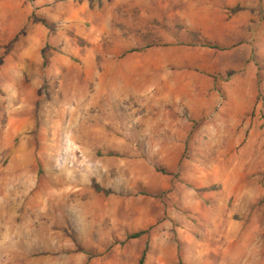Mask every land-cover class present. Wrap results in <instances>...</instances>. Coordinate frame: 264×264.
Listing matches in <instances>:
<instances>
[{"label": "rangeland", "instance_id": "1", "mask_svg": "<svg viewBox=\"0 0 264 264\" xmlns=\"http://www.w3.org/2000/svg\"><path fill=\"white\" fill-rule=\"evenodd\" d=\"M144 251L264 264V0H0V264Z\"/></svg>", "mask_w": 264, "mask_h": 264}, {"label": "crops", "instance_id": "2", "mask_svg": "<svg viewBox=\"0 0 264 264\" xmlns=\"http://www.w3.org/2000/svg\"><path fill=\"white\" fill-rule=\"evenodd\" d=\"M233 4L234 3L214 2V3H211L210 5H208V7L206 8V12L211 13V14L222 13V11H226L225 7H228V8L232 7ZM245 9L246 8H243V9L241 8L240 11H237V13H235V16H233L232 21L225 23V25H222L221 23H219L217 25L218 28L224 27L227 30H233L235 28H241L243 26H246L247 25V22H246L247 17L245 16V14H248V12H242ZM204 33L206 34V32H204Z\"/></svg>", "mask_w": 264, "mask_h": 264}, {"label": "trees", "instance_id": "3", "mask_svg": "<svg viewBox=\"0 0 264 264\" xmlns=\"http://www.w3.org/2000/svg\"><path fill=\"white\" fill-rule=\"evenodd\" d=\"M87 1H90V0H87ZM210 48H216L215 45L211 44V43H206ZM96 191H101V189L98 187V186H95L94 187ZM105 192V191H103ZM106 193V192H105ZM144 232L142 231H139V232H136V233H133V234H130L128 236L129 239H135V238H138L139 236H141ZM145 254H146V251L143 252L138 264H143L144 263V257H145Z\"/></svg>", "mask_w": 264, "mask_h": 264}]
</instances>
